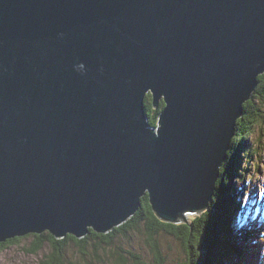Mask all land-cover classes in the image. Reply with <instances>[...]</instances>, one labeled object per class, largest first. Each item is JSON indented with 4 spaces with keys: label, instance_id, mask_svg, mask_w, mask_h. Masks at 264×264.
I'll return each mask as SVG.
<instances>
[{
    "label": "water",
    "instance_id": "obj_1",
    "mask_svg": "<svg viewBox=\"0 0 264 264\" xmlns=\"http://www.w3.org/2000/svg\"><path fill=\"white\" fill-rule=\"evenodd\" d=\"M262 72L264 0H0V243L200 216Z\"/></svg>",
    "mask_w": 264,
    "mask_h": 264
},
{
    "label": "rangeland",
    "instance_id": "obj_2",
    "mask_svg": "<svg viewBox=\"0 0 264 264\" xmlns=\"http://www.w3.org/2000/svg\"><path fill=\"white\" fill-rule=\"evenodd\" d=\"M254 92L251 98L246 100V103L252 100ZM151 95L152 94L149 93V96ZM161 101L163 102V99L158 101L159 108L157 107L155 109V112L158 110L157 115L161 113V108L165 106L164 102L161 104ZM254 106L259 107L257 101ZM146 108L145 112L149 120L148 112H150V110H148L149 107L147 105ZM243 111V117L236 119L234 131L236 134L237 128L246 130V133L243 138H240L241 136L239 137L238 135L235 136V134L231 136L230 141L234 143L232 146H229L226 152V159L220 163L221 169H219V171L217 170L219 173L218 178L220 176H226L229 183L228 192L219 190L216 186L217 180L214 179L213 193L211 194L210 200L207 201L206 208L202 210L200 216L191 214L186 215L185 219V221L191 225V228L194 229H198L202 223L203 225L208 224V228L214 230L212 237L217 240L214 223H220L221 220H219V218L221 216H218V212L215 211L214 203L216 200H221L225 197L227 206L229 205V209L227 210L235 216L236 222L230 223V227L227 223L228 221L223 222V238L220 239L218 244L222 246H234L233 244L235 242H239V247H232L235 248L236 251H232L231 248L229 250L230 253L225 255L220 247L217 250L208 248V244L211 240L207 239V241L205 237H203V233H201L202 235L200 234V238L197 237L193 241V245L188 246L187 243L193 240L197 235L190 237V235L186 234V230L190 228L187 223H173L171 221L160 220L162 221L161 223L165 225V229L160 232L161 234L159 236L156 235L155 237L152 236V234L145 236V234H138L134 229L129 231L130 235L127 236V242L122 243V245L126 249L131 248L129 251L134 253V255L131 256L127 254L130 259V261H127V264L134 263L133 260L136 254L144 263L150 262L149 264H163L161 259L167 264H181L185 261V258H189L191 263H193L192 259H195L196 264H264V127L255 125L256 123L253 119V115L249 111H246L244 106ZM261 114L264 115V106ZM153 127H156V125ZM250 131H252L253 134ZM257 137H260L261 140H258ZM233 160L237 162V167L234 166ZM238 184L240 185L238 186ZM244 189L247 195L241 192L244 191ZM235 196L240 198L238 201L239 204ZM143 201H146L150 207L147 192L146 195L141 197L140 207L135 210V214L141 209ZM246 203L247 205L245 208ZM234 210L238 211L234 212ZM230 218V215H226L227 220ZM207 220L209 222H207ZM248 221H250L254 227L253 230L251 229L252 231L249 229L246 230V223ZM119 227L121 226H117L112 230L110 229L107 233L100 234H108L118 230ZM140 230H143L144 233L152 231L148 224H146L145 227L142 224ZM31 243L32 236L28 235L21 238L18 242L7 243L8 245H5V247L0 250V264H37V257L31 254L28 248ZM102 244H105V242ZM154 245H160V250L157 252L159 261L152 257L154 252L152 253L151 249ZM109 252L110 251L103 249L102 255L104 259H107ZM173 260L175 262H173Z\"/></svg>",
    "mask_w": 264,
    "mask_h": 264
},
{
    "label": "trees",
    "instance_id": "obj_3",
    "mask_svg": "<svg viewBox=\"0 0 264 264\" xmlns=\"http://www.w3.org/2000/svg\"><path fill=\"white\" fill-rule=\"evenodd\" d=\"M258 79H259V87L256 88L252 100H250L247 103L245 102L246 104L244 105V109L246 111H249L253 115V119L256 123L255 125L259 127H264V115L261 114V111L264 106V74L260 75ZM256 101L258 102L259 107L254 106V104H256ZM161 104H163L162 101H161ZM163 108L164 107H162L161 110ZM157 112L158 110H156V112L154 111L153 113L148 112L149 124L151 126H154L156 124V119L158 117ZM250 132L252 133V131ZM245 133H246V130L236 128L235 136L238 135L239 137L241 136L240 138H243ZM257 139L261 140L260 137H257ZM233 143L234 142H231V146L233 145ZM233 161H234V166L237 167V162L235 160ZM239 185L240 184H238V186ZM216 186L219 190L228 192L227 189H228L229 183L227 181L226 176H220L217 180ZM241 192L244 194L246 193L245 189L244 191H241ZM235 199L237 203L240 200V198L239 197L237 198V196H235ZM216 202L214 203L215 211L218 212V216H221L219 218L221 222L214 223L215 228H216L215 236L217 235V240L216 238L212 237L214 230L212 228H208V224L203 225L202 223L198 227V229L189 228L186 230V234L190 235V237L197 235L196 237L193 238V240H190L187 243V245L188 246L193 245V241L197 237L200 238L202 235L201 233H203V237H205L206 240L207 239L211 240L210 243L208 244L209 246L208 248L217 250L220 247L221 251L225 253V255H227L228 253H230L229 250L232 247L234 246L239 247L240 243L235 242L233 244L234 246H222L218 244V242L220 241V239L223 238V232H224L223 222L228 221L227 223L230 227V223H233V222L235 223L236 219H235V216H233L227 210L229 208L227 206V201L225 197L221 200L220 199L216 200ZM246 205L247 203L245 204V208H246ZM238 210H234V212ZM226 215H230L231 218L227 220ZM208 220H209V217H208ZM208 220L207 222H209ZM161 222L162 221H160L156 217V215H154L148 203L146 201H143L141 209L138 212H136V214H134L131 219H129L124 225L119 227L118 230H115L108 234L102 235L100 233L93 231V229L89 228L90 229L89 234L83 236L82 238H77L71 234H66L65 237H57L51 232L50 229H47L44 231V233L42 232L41 234L40 233H26L25 235H22L19 237L17 236L3 243H0V250H2L5 247V245L7 246L8 245L7 243L18 242L21 240V238L26 237L28 235V236H32V243L28 246V248L31 254L37 257L36 259L37 264H111V263L127 264L128 263L127 261H130L127 254L131 256L134 255V253H131V251H129V249L131 248L126 249L122 245V243L127 242V236L130 235L129 231L134 229L137 231L138 234H145V236L152 234V236L156 237V235L159 236L161 234L160 232H162V230L165 229V225ZM142 224L144 225V227L146 226V224H148L149 228L152 231H147L146 233H144L143 230H140V227ZM246 225L250 231L253 230L254 227L252 223H250V221H248ZM103 242H105V244H102ZM42 247H44V249ZM103 249L110 251L109 255L107 256V259L103 258V255H102ZM159 250H160V245H156V246L154 245L151 249V252L152 253L154 252L152 257H154L153 259L157 261H159V257L157 254ZM232 251H236L235 248H232ZM133 261H134L133 264H149L150 263V262L144 263L138 257L137 254L135 255V259ZM161 262L163 264H167L164 262L163 259H161ZM173 262L175 261L173 260ZM192 262L195 263V259H192ZM189 263L193 264L190 262L189 258L188 259L185 258V261L182 262L181 264H189Z\"/></svg>",
    "mask_w": 264,
    "mask_h": 264
},
{
    "label": "bare ground",
    "instance_id": "obj_4",
    "mask_svg": "<svg viewBox=\"0 0 264 264\" xmlns=\"http://www.w3.org/2000/svg\"><path fill=\"white\" fill-rule=\"evenodd\" d=\"M262 74H264V72H262V73H257L256 75H255V77H254V80L257 82L256 84H255V86H254V88H253V90L251 91V96H252V93L254 92V90L258 87V85H259V79H258V77L260 76V75H262ZM147 90V92L144 94V95H142V97H141V109H142V114H143V116H144V118H145V128H151V129H153V131H154V134H156V127H153V126H151L150 124H148L149 123V120H148V118H147V115H146V112H145V109H147L146 108V105H147V103L145 102V96L147 95V94H149V93H151L152 94V92L150 91V88H147L146 89ZM251 96H250V98H251ZM249 98V99H250ZM160 99H163V95H160L158 98H157V105L155 106V107H152V95H151V102H150V109H148V110H150L151 111V109H156L157 107L159 108V106H158V101L160 100ZM246 100H248V99H246ZM246 100H244L243 102H241V104H240V110H241V114H240V116L239 117H236V119L237 118H242L243 117V114H244V111H243V109H242V106H244L245 105V102H246ZM163 102H164V104H165V106H166V103H165V100L163 99ZM165 106H164V108H165ZM163 108V109H164ZM163 109H162V111H163ZM161 111V112H162ZM158 116V115H157ZM158 118V117H157ZM155 125H157V121H156V124ZM158 127H160V125H158ZM233 134H235V131H233ZM231 141H229V146H231ZM217 184V183H216ZM144 195H146V191H145V189H144V191H143V194H141V195H139V197H138V204H137V209L140 207V201H141V197L142 196H144ZM149 203H150V201H149ZM231 203V202H230ZM229 206V205H228ZM150 207H151V210H152V212L154 213V215H156L155 214V212L153 211V209H152V204L150 203ZM136 209V210H137ZM135 214V210H134V212L132 213V215H129L128 217H126L125 218V220H123V222H124V224L133 216ZM123 224V225H124ZM49 231V230H48ZM44 233V232H43ZM48 233V232H47ZM41 234V233H40ZM39 234V235H40ZM36 235V234H35ZM48 235H50V234H48ZM17 237V236H16ZM19 237V236H18ZM12 239V238H11ZM44 239H46V238H44ZM58 239V238H57ZM60 240V239H59ZM47 243V242H46ZM43 248V247H42ZM35 250V249H34ZM37 250V249H36Z\"/></svg>",
    "mask_w": 264,
    "mask_h": 264
},
{
    "label": "flooded vegetation",
    "instance_id": "obj_5",
    "mask_svg": "<svg viewBox=\"0 0 264 264\" xmlns=\"http://www.w3.org/2000/svg\"><path fill=\"white\" fill-rule=\"evenodd\" d=\"M145 102L147 103V106H148L149 109H150L151 107L149 106V104H150V102H151V96H149V94H147V95L145 96ZM153 111H155V110H154V109H151L150 112H153Z\"/></svg>",
    "mask_w": 264,
    "mask_h": 264
}]
</instances>
